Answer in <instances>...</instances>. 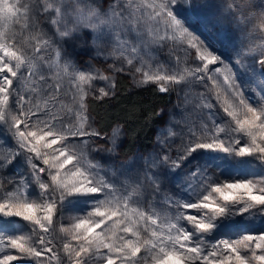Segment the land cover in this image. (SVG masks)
<instances>
[{
    "label": "snow or ice",
    "instance_id": "obj_1",
    "mask_svg": "<svg viewBox=\"0 0 264 264\" xmlns=\"http://www.w3.org/2000/svg\"><path fill=\"white\" fill-rule=\"evenodd\" d=\"M177 2L140 0L137 9H151L148 16L154 27L147 33L148 39L140 38L138 42H130L126 38L127 26L123 21L127 17L119 15V20L106 18L94 7L82 4L81 0H44L42 8L41 0H33L31 9L27 4L0 0V25L6 30L9 24L19 22L23 16L26 26L30 10L34 15L54 11L50 22L57 26L61 38H71L81 29L103 32L108 28L109 35L115 37V54L122 57L128 67H135L133 79L139 86L155 84L159 92L164 93L172 85L190 83L189 78L200 81L206 78L211 83L208 92H214L217 103L221 104L235 128H226L227 121L216 123L215 116L211 126L205 123L199 129L195 126L189 128L186 142L181 134L183 155L180 159L189 163L207 162L210 158H219L213 156L219 152L241 158L253 157L264 164V106L251 102L242 91L243 86L236 83L233 69L215 54L210 44L201 43L183 26L172 8ZM113 13L114 17L118 15L114 9ZM253 27L264 32V15L255 18ZM5 30H0V74H4L0 75V124L7 126L15 147L10 144L6 148L0 146L8 152L0 156V170L16 156H24L32 169L33 183L40 192L33 195L17 187L0 197V216L18 217L31 225L30 232L15 230L4 233L0 229V264L29 260H34L35 264H44V261L62 264L60 256L54 251L53 234L56 217L64 207L78 213L72 217L70 226L59 228L60 233L70 238L63 242L68 264H95V260L102 264H264V231L207 239L208 235H214L221 229L240 224L241 221L234 220L237 216L250 222L253 216L259 215L264 223V170L258 177H235L233 182L216 183L210 193H201L202 198L197 195L194 200L174 201L168 194L164 202L169 210L175 207L177 211L162 214L143 195L146 183L149 188L155 185L154 195L163 191L155 173L152 176L146 174L143 181L137 178L125 185L105 177L102 164L89 159V141L83 138L99 137L101 134L89 124L86 97L92 94L94 99L102 100L113 95L110 89L115 88L114 81H110L106 74L77 70L67 62L61 65V53L57 50V59L49 66L70 78L69 82L76 89L73 103L77 107L73 109L63 101H57L59 84L54 94L48 93L51 103L49 99L41 102L39 98L33 103L31 96L25 97L13 88L14 79L24 76L22 68L27 67L28 76L37 75L33 57L18 48L14 49ZM134 31L138 37L141 36L138 28ZM168 42L173 47L186 44L187 48L180 50L187 56H191L188 49H194V59L200 63L185 66L182 70L160 64L153 70L147 51L142 53L141 49ZM43 43L48 45L49 41L44 39ZM35 51L39 53L41 48L37 47ZM129 51L133 54L131 58L127 55ZM248 53L254 56L258 53L255 62L264 69V45L249 48ZM40 59L43 60V57ZM134 59L139 60V66H134ZM176 59L179 61L180 58ZM146 63L149 65L147 70L144 67ZM114 71L123 72L125 68L115 67ZM201 73L203 75H198ZM136 74H140L139 79ZM260 75L264 77V71ZM44 79L45 76L40 74L39 80ZM96 79L106 82L105 87L96 88L98 95L90 93L92 82ZM14 94L18 97L15 101L12 100ZM201 97L203 107L213 109L214 105L204 99L203 93ZM260 99L264 101V91ZM65 108L66 113L63 111ZM73 112L74 123L71 122ZM66 115L68 122L65 121ZM226 132L239 135H222ZM244 137L247 143H242ZM117 138L118 132H114L111 138L113 146ZM113 150L114 147L107 149L109 152ZM169 159L165 156L163 163L166 164ZM173 163L180 166L179 161ZM127 171L130 170L118 175L125 176ZM180 209H194L196 214Z\"/></svg>",
    "mask_w": 264,
    "mask_h": 264
},
{
    "label": "rangeland",
    "instance_id": "obj_2",
    "mask_svg": "<svg viewBox=\"0 0 264 264\" xmlns=\"http://www.w3.org/2000/svg\"><path fill=\"white\" fill-rule=\"evenodd\" d=\"M9 2L18 5L27 4L31 9L33 0H9ZM43 2L44 0H41V8ZM81 3L94 7L106 18L119 20V15L127 17L128 19L124 20L123 23L127 26L126 38L130 42H138L140 38L148 39L147 33L150 28L154 27V22L148 16L151 9L143 7L137 9L140 0H81ZM172 8L183 26L197 36L201 43L210 44L215 54L233 69L236 83L243 86L242 91L245 96L254 104L264 106V101L260 99V94L264 91V77L260 73L264 69L255 62L259 54L254 56L248 53L249 48L264 45V32H260L258 28L254 30L253 27L255 18L264 15V0H178L176 4L172 5ZM113 9L118 14L115 17ZM69 10L71 11V9ZM21 12L23 13V8ZM28 15L30 19L26 26L22 16L19 22H12L6 30L0 25V30L6 31L8 40L14 49L18 48L25 55L33 57L36 66L34 71L37 75L28 76V69L24 67L22 68L24 76L14 79L13 83V88L25 97L31 96L33 103L36 98H39L41 102L44 99H49L51 103L48 93L54 94L56 86L59 84L60 93L57 101H63L65 105H69L73 109L77 107L73 103V94L76 89L69 82L70 78L64 77L62 72H58L55 67L49 66L52 61L57 59V50L61 53L59 60L61 65L67 62L80 71L106 74L110 77V81L114 82L119 75L134 81L135 67H128L126 61L115 54V37L109 35L108 28H105L103 32L81 29L71 38H61L57 33V26L50 22V18L54 17V11L40 12L34 15L30 10ZM136 28L140 30V37L134 31ZM44 39L49 41L48 45L43 43ZM37 47L41 48V52L35 51ZM184 48H187L186 44L173 47L172 43L168 42L151 44L147 49L142 48L141 52L147 51L153 70L156 65L160 64L168 65L176 70L199 64L200 62L194 59L195 50L188 49L191 56H187L184 51L180 50ZM127 55L130 58L133 56L130 51ZM40 57H43V60ZM176 57L180 58L179 61ZM134 66H139V60L134 59ZM115 67H124L125 71L116 72L114 71ZM144 67L147 70L149 65L146 63ZM214 67L210 66V68ZM40 74L45 76L44 80H39ZM139 75L136 74L137 79H139ZM189 79L190 83L171 86L175 90L174 98L167 107L162 109L164 122L157 127L152 147L147 151L128 152L125 146L123 128L116 125L109 132L99 131L89 107L87 111L89 124L101 134L99 137L83 138L89 141V159L99 161L102 164V174L105 177L116 179L125 185L137 178L143 181L146 174L152 176L155 173L160 180L163 191L154 195L155 185L149 188L146 183L143 195L150 204H155L157 210L162 214L164 212L174 214L177 211L175 207L169 210L167 203L164 202V197L168 194L174 201L177 199L194 200L197 195L202 198V195L210 193L211 187L216 183L233 182L235 177H258L264 170V164L253 157L241 158L219 152L213 154L219 158H210L207 162L201 160L189 163L187 160L180 159L183 155L181 152V134H183L184 142H186L189 128L195 126L196 129H199L205 123L211 126L213 116L216 117V123L227 121L226 128H235V124L223 112L221 104L217 103L214 92H208L207 89L211 87V83L206 78L203 81L194 78ZM206 84L207 87H205ZM221 84H223L222 77ZM92 85L90 93L98 95L96 88L105 87L106 82L96 79ZM33 88L36 89L35 92L32 91ZM110 91L113 92V89ZM202 93L204 99L214 105L213 109L209 110L203 107ZM89 98L94 99L93 95L89 94L86 97L87 106ZM16 99L18 97L14 94L12 100L15 101ZM57 107H61L59 103H57ZM63 111L66 113V108ZM74 120L73 112L71 122L74 123ZM65 121L68 122L67 115ZM114 132H118L115 146L111 142ZM222 135L235 137L239 134L226 132ZM242 143H247L246 137L242 139ZM9 144L15 147V141L7 126L0 124V146L6 148V145ZM110 147H114L112 152L107 151ZM5 148H0V156L8 154ZM165 156L170 158L166 164L163 163ZM173 161H179L180 166L177 167ZM36 163L40 164L39 161ZM125 170L130 171H127L125 176L118 175ZM31 173L32 169L24 156H16L6 168L0 170V197L7 192L16 190L17 187L22 191H30L33 195H38L40 189L33 183ZM44 178L47 179V177ZM10 179L11 183L9 182ZM212 195L215 196L216 194L212 193ZM180 211L196 214L194 209H180ZM77 214L64 207L56 217V230L53 234L56 244L54 251L60 256L62 264H68V257L63 252V242L70 240V238L60 233L59 228L70 226L72 217ZM234 220L241 221V223L234 227L221 229L214 235H208L207 239L216 240L221 236L237 235L240 232L260 233L264 231V223L261 222L262 218L259 215L253 216L250 222L244 221L240 216L235 217ZM182 223L186 224L187 222L182 221ZM0 229L4 233L15 230L30 232L31 225L18 217L5 218L0 216ZM37 231L39 230L37 229ZM144 235L147 234L144 233ZM37 246L39 247V245ZM9 251L11 250L9 249ZM15 264H35V261L15 262ZM44 264H49V262L44 261ZM52 264H56V262L53 261ZM95 264H102V262L95 260Z\"/></svg>",
    "mask_w": 264,
    "mask_h": 264
},
{
    "label": "trees",
    "instance_id": "obj_3",
    "mask_svg": "<svg viewBox=\"0 0 264 264\" xmlns=\"http://www.w3.org/2000/svg\"><path fill=\"white\" fill-rule=\"evenodd\" d=\"M114 83L113 95L102 100H88L98 130L109 132L120 125L128 152L149 150L157 127L164 122L162 109L174 98V88L161 93L155 84L139 86L123 75L117 76Z\"/></svg>",
    "mask_w": 264,
    "mask_h": 264
}]
</instances>
